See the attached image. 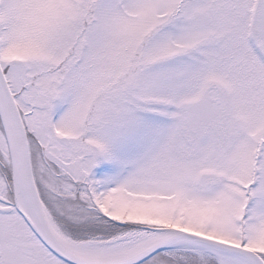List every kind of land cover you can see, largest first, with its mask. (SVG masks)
I'll return each mask as SVG.
<instances>
[{
    "label": "snow or ice",
    "instance_id": "obj_1",
    "mask_svg": "<svg viewBox=\"0 0 264 264\" xmlns=\"http://www.w3.org/2000/svg\"><path fill=\"white\" fill-rule=\"evenodd\" d=\"M0 264H264V0H0Z\"/></svg>",
    "mask_w": 264,
    "mask_h": 264
}]
</instances>
